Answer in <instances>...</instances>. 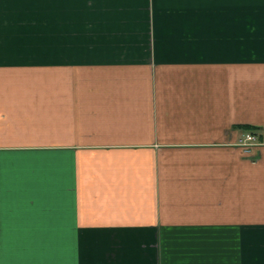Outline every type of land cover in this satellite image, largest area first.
Wrapping results in <instances>:
<instances>
[{
	"label": "crops",
	"instance_id": "crops-1",
	"mask_svg": "<svg viewBox=\"0 0 264 264\" xmlns=\"http://www.w3.org/2000/svg\"><path fill=\"white\" fill-rule=\"evenodd\" d=\"M0 264H264V0H0Z\"/></svg>",
	"mask_w": 264,
	"mask_h": 264
},
{
	"label": "built area",
	"instance_id": "built-area-1",
	"mask_svg": "<svg viewBox=\"0 0 264 264\" xmlns=\"http://www.w3.org/2000/svg\"><path fill=\"white\" fill-rule=\"evenodd\" d=\"M254 140H255L254 136H252L250 134L245 136V142H247V143H250V142H252ZM247 145H249V144H247Z\"/></svg>",
	"mask_w": 264,
	"mask_h": 264
}]
</instances>
